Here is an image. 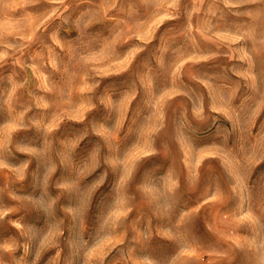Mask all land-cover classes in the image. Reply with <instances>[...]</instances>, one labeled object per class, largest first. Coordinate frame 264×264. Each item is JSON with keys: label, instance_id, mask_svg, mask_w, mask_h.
I'll list each match as a JSON object with an SVG mask.
<instances>
[{"label": "rangeland", "instance_id": "obj_1", "mask_svg": "<svg viewBox=\"0 0 264 264\" xmlns=\"http://www.w3.org/2000/svg\"><path fill=\"white\" fill-rule=\"evenodd\" d=\"M0 264H264V0H0Z\"/></svg>", "mask_w": 264, "mask_h": 264}]
</instances>
